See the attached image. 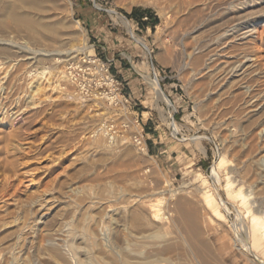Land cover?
I'll use <instances>...</instances> for the list:
<instances>
[{
  "label": "bare ground",
  "instance_id": "obj_1",
  "mask_svg": "<svg viewBox=\"0 0 264 264\" xmlns=\"http://www.w3.org/2000/svg\"><path fill=\"white\" fill-rule=\"evenodd\" d=\"M133 3L153 6L162 23L169 21L174 57L205 96L199 108L209 107L224 132L226 153L213 175L219 177L228 153L248 172L251 189L239 191L252 217L236 229L243 253L264 263V0ZM71 4L0 0V264H227L222 247L204 241L192 194L178 196L167 179L144 175L149 170L138 163L132 143L118 141L116 149L103 128L91 138L74 118L85 112L82 101L43 105L60 98L67 67L35 80L32 68L47 54L31 45H69L53 54L66 52L73 60L88 49L80 21L73 24L59 11L62 5L72 12ZM150 81L157 98L168 101L159 79ZM26 85L33 87L28 95ZM46 112L54 127L39 139L36 121ZM196 183L205 206L227 221L207 176L198 173ZM234 185L229 177V197ZM250 195L258 206L248 205Z\"/></svg>",
  "mask_w": 264,
  "mask_h": 264
},
{
  "label": "rangeland",
  "instance_id": "obj_2",
  "mask_svg": "<svg viewBox=\"0 0 264 264\" xmlns=\"http://www.w3.org/2000/svg\"><path fill=\"white\" fill-rule=\"evenodd\" d=\"M116 1L71 0L73 13L59 5V11L61 10L64 18H70L69 21L73 24L80 21L88 36V49L73 60L66 52L62 56L53 54L55 50L65 51L69 45H62L60 42L45 43L42 44L43 47L31 45L47 54V57L32 68L35 80L53 77L62 65L63 70L70 65L82 69L79 81L64 76L60 98L53 102L45 101L43 105L51 106L75 99L82 101L85 106L82 112H85L75 115L74 118L82 121L85 132L91 138L94 139L98 129L103 128L110 144L114 147L119 145L116 149H120L122 143H132L138 152V163L145 171L149 170L144 175L149 174L155 181L167 179L178 196L192 194L189 196L190 200L194 199V204L200 203L196 206L201 210L203 239L212 243L215 249L222 247L221 257H225L227 264H264L255 260L251 254L247 257L243 253L245 249L238 238L242 234L236 229L239 222L247 225L252 217V213L242 205L239 191L244 185L243 189L247 193L251 189L246 174L248 172L245 173L244 168L228 153V160L219 170V177L213 175L216 162L226 153L227 144L222 135L224 132L215 120H211L213 112L209 107L207 110L199 108L200 101L205 96L200 91V85L193 83L183 68L184 62L178 64L174 57L177 47L170 35L171 24L169 21L162 23L158 10L153 6L133 3V0H123L124 3ZM134 8L148 9L152 16L144 14L141 20L131 18L129 14ZM63 9L65 10L62 12ZM143 23L146 24L145 27ZM73 42L80 44L79 40ZM19 43L27 45L24 40H19ZM91 60L97 61L93 63ZM109 77L113 80L112 87L106 84L111 81ZM156 77L168 101L157 98L150 81ZM82 84L91 91L82 89ZM27 86H23L22 90L28 95L33 87ZM105 92L114 99L103 97ZM72 95L76 96L71 97ZM209 106L211 107V102ZM46 114L47 112L36 121L37 126L43 128L39 127L42 133L38 132L37 138L49 135L54 127V121L48 120ZM80 120L77 122H81ZM118 141L122 143L118 144ZM143 145L146 146L145 150L141 149ZM154 167L158 173H154ZM198 173L207 176L215 198L223 203L222 211L227 221L214 216L205 206L204 193L197 188ZM229 177L235 183L232 187V193L235 191L234 197L233 194L229 197L227 193ZM249 200L248 205L256 202L258 206L256 195H250Z\"/></svg>",
  "mask_w": 264,
  "mask_h": 264
},
{
  "label": "built area",
  "instance_id": "obj_3",
  "mask_svg": "<svg viewBox=\"0 0 264 264\" xmlns=\"http://www.w3.org/2000/svg\"><path fill=\"white\" fill-rule=\"evenodd\" d=\"M81 71L82 69L80 67L70 65L67 67V78H69L70 80L79 81L81 79ZM81 87L86 91H91L85 84H82Z\"/></svg>",
  "mask_w": 264,
  "mask_h": 264
},
{
  "label": "trees",
  "instance_id": "obj_4",
  "mask_svg": "<svg viewBox=\"0 0 264 264\" xmlns=\"http://www.w3.org/2000/svg\"><path fill=\"white\" fill-rule=\"evenodd\" d=\"M144 14H150L152 16V13L150 12V10L148 9H138V8H134V10L132 11L130 15L131 18H138L139 20H141L144 17ZM156 19V18H155ZM145 23H143V27H145Z\"/></svg>",
  "mask_w": 264,
  "mask_h": 264
}]
</instances>
